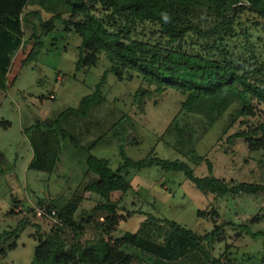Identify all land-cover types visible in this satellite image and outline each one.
<instances>
[{
	"label": "trees",
	"instance_id": "1",
	"mask_svg": "<svg viewBox=\"0 0 264 264\" xmlns=\"http://www.w3.org/2000/svg\"><path fill=\"white\" fill-rule=\"evenodd\" d=\"M42 14L49 17L43 20ZM56 22L61 23L65 33H72L80 40L75 74L80 71L88 74L102 60L106 67L93 92L80 100L77 109L64 111L54 120L34 119L29 126H23L22 132L32 153L27 170L53 175L65 140L74 146L77 164H84L78 182L81 188L76 187L68 198L56 196L37 203L40 208L54 210L62 226L50 223L48 233L38 235L30 264H243L253 261L254 256L248 255L240 262L231 259L226 246L227 254L224 252L218 258L212 252L215 244L226 242V228L245 232L248 226L264 220V181L237 184L211 177L210 163L190 149L193 145L190 124L177 121V117L182 115L199 121L208 133L228 113L221 134L233 132L225 145L242 141L264 172V0H0L2 87L8 86L6 79L13 56L17 52L25 53L29 46L22 65L34 62L43 47L42 38L53 32ZM107 75H112L117 82L138 81L132 95L133 106L138 108L147 100L156 105V100L168 91L181 95L183 101L168 131L172 130L179 143L184 141L189 145L188 162L204 163L209 175L198 178L186 162L160 160L153 155V150L141 160L127 157L122 146L126 130L118 127L125 115L87 147L78 145L74 136L62 128L63 119L68 113L85 118L92 106L104 102L101 90ZM7 126L6 122L2 124L4 128ZM112 142L116 143L120 160L114 170L106 160L90 154L98 145ZM150 168L181 174L203 196L256 199L254 207L256 210L260 207L259 214L236 227L230 221L213 223L209 232L198 235L174 221L145 213L144 203L137 209H128L124 199L128 194H135L139 187L126 177L131 171ZM84 194H88L87 201L95 202L91 210L81 209ZM16 202L13 200L8 216H14ZM24 209V214L31 213L30 209ZM134 215L145 218L136 232H125L115 238L119 222ZM196 216L211 220L218 214L211 209L198 211ZM26 226H30V221L22 218L14 230L0 235V259L16 248L15 240ZM90 227L94 231L92 238L81 242ZM34 229L38 233V228ZM259 237L264 240V232L250 234V239ZM9 238H14L13 242L3 247L2 241Z\"/></svg>",
	"mask_w": 264,
	"mask_h": 264
},
{
	"label": "rangeland",
	"instance_id": "2",
	"mask_svg": "<svg viewBox=\"0 0 264 264\" xmlns=\"http://www.w3.org/2000/svg\"><path fill=\"white\" fill-rule=\"evenodd\" d=\"M41 16L43 20L49 17L47 14ZM42 44L36 60L25 66L22 61L29 46L25 53L17 52L12 58L7 75L8 86L0 85V150L3 154L0 158V235L14 230L22 218L30 221V226L24 227L15 240L16 248L0 259V264H30L38 235L47 234L52 227L50 223L36 219L32 211L30 214L24 212L8 216L13 200L22 202L31 210L38 207L39 201H48L56 196L68 198L75 189L82 187L78 186V182L82 178L84 164H77V155L69 140L61 143L59 163L53 175L27 170L31 153L22 132L23 126H29L34 119L54 120L64 111L77 109L80 100L93 92L106 67L102 60L88 74L83 71L75 74L80 40L72 33H65L60 22L54 24L50 35L42 38ZM137 87V80L117 82L112 75H107L101 90L104 102L92 106L85 118L68 113L63 119L62 128L84 148L125 115L118 127L126 130L125 139L130 136V141L124 142L127 143L124 147L127 157L134 161L141 160L153 150L156 158L186 162L196 177H207V166L204 163L193 165L188 162L186 151L189 145L184 141L179 143L172 130L168 131L179 112L183 97L168 91L156 100V105L147 100L138 108L132 103V95ZM50 96L53 100L48 99ZM227 117L228 113L208 133L193 118L181 115L177 117V121L183 120L190 124L193 135L190 149L197 157L210 163L211 177L237 184L264 181L261 164L255 162L256 157L246 151L242 141H235L231 146L225 145L226 138L233 132L221 134L227 124ZM5 122L8 126L4 128L2 124ZM90 154L106 160L112 170L120 162L114 142L98 145ZM81 155L85 156V153ZM126 180L139 187L135 194L125 197L124 204L128 209H137L144 203L146 206L142 209L145 213L174 221L198 235L209 232L213 223L220 225L230 221L236 227L249 221L251 216L259 214L260 207L257 210L254 207L256 199H214L212 196H203L181 174L164 173L150 168L131 171ZM83 197L85 201L81 207L88 211L95 202L85 199L88 194ZM211 209L217 212V218L197 219L198 211L209 212ZM118 215L126 217L124 213L118 212ZM144 219L139 215L126 218L119 222L113 236L119 238L125 232H136ZM31 225L38 228V233ZM245 232L233 230V227L226 228V242L215 244L212 255L218 258L225 252L226 246L233 260L240 262L248 255L254 256L253 261L243 264H264V240L261 237L250 239V234L264 232V220L258 225L248 226ZM93 233L90 227L81 242L91 239ZM13 240L14 238L3 240L2 246L6 247Z\"/></svg>",
	"mask_w": 264,
	"mask_h": 264
},
{
	"label": "built area",
	"instance_id": "3",
	"mask_svg": "<svg viewBox=\"0 0 264 264\" xmlns=\"http://www.w3.org/2000/svg\"><path fill=\"white\" fill-rule=\"evenodd\" d=\"M49 100H52L53 97L50 96L48 98ZM25 211L24 208H20V207H16V209H13L14 213H23ZM33 216L36 219H40V220H44L48 223H51L57 227H61L62 226V220L57 216V214L55 213L54 210L51 209H46V208H40V207H35L33 209H31Z\"/></svg>",
	"mask_w": 264,
	"mask_h": 264
},
{
	"label": "crops",
	"instance_id": "4",
	"mask_svg": "<svg viewBox=\"0 0 264 264\" xmlns=\"http://www.w3.org/2000/svg\"><path fill=\"white\" fill-rule=\"evenodd\" d=\"M25 137V136H24ZM25 141H26V143H28L27 142V140H26V138H25ZM28 147H29V151H30V153H31V149H30V146H29V144H28ZM3 154H2V152H1V150H0V158H2L3 156H2ZM31 158H32V153H31V156H30V161H31ZM29 161V162H30ZM29 164V163H28ZM28 164H27V166H28ZM15 177V176H14ZM15 179H16V177H15ZM85 199H87V197L85 198ZM17 201V200H16ZM17 204L16 205H18L20 208H26V205H24L22 202H20V201H17L16 202ZM13 206H14V204L12 203V207L10 208V211L12 210V208H13ZM81 209L83 210V206L81 207ZM91 210V209H90Z\"/></svg>",
	"mask_w": 264,
	"mask_h": 264
},
{
	"label": "water",
	"instance_id": "5",
	"mask_svg": "<svg viewBox=\"0 0 264 264\" xmlns=\"http://www.w3.org/2000/svg\"><path fill=\"white\" fill-rule=\"evenodd\" d=\"M129 141H130V136H127V138H126V141H125V142H127V143H128ZM127 143H124V144H123V146L125 147V145H126ZM191 150H192V149H191Z\"/></svg>",
	"mask_w": 264,
	"mask_h": 264
}]
</instances>
